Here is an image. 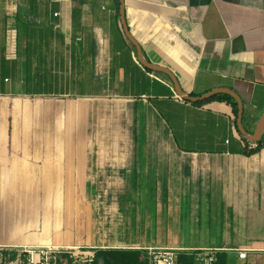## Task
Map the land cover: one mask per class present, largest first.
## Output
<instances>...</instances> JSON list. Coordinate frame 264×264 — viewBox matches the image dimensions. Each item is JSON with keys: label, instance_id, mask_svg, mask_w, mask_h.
I'll return each mask as SVG.
<instances>
[{"label": "crops", "instance_id": "crops-1", "mask_svg": "<svg viewBox=\"0 0 264 264\" xmlns=\"http://www.w3.org/2000/svg\"><path fill=\"white\" fill-rule=\"evenodd\" d=\"M120 6L0 0V251L215 249L264 264V149L241 154L257 143L231 104L179 99L144 67ZM125 15L146 61L193 97L235 91L256 133L264 0H125Z\"/></svg>", "mask_w": 264, "mask_h": 264}, {"label": "trees", "instance_id": "trees-1", "mask_svg": "<svg viewBox=\"0 0 264 264\" xmlns=\"http://www.w3.org/2000/svg\"><path fill=\"white\" fill-rule=\"evenodd\" d=\"M220 100L228 102L232 105L233 111L236 116V122L238 117V104L235 99L229 95H218L212 97L209 100L195 103L196 105H203L208 101ZM239 131V130H238ZM240 133V132H239ZM247 142L248 140L243 137ZM255 148L250 149L247 147L241 151V154L246 156H252L264 149V137L256 144ZM7 189H5L6 191ZM201 252H179L177 264H204L197 260L198 254ZM0 264H10L16 262L19 258L17 251H0ZM51 264H74L70 255L64 252H55L52 255ZM92 264H150L149 255L146 250H99L95 253ZM212 264H229V257L226 251L215 252V261Z\"/></svg>", "mask_w": 264, "mask_h": 264}, {"label": "water", "instance_id": "water-1", "mask_svg": "<svg viewBox=\"0 0 264 264\" xmlns=\"http://www.w3.org/2000/svg\"><path fill=\"white\" fill-rule=\"evenodd\" d=\"M120 3H121L120 13H121V19H122V23H123V26L125 29V33H126L127 37L135 44L137 51H138V55H139V61L141 62V64L144 67H146L150 70H159V71H163V72L167 73L172 79V82L175 86V91H176L177 95H179V97L185 101L197 103V102L209 100L212 97H214L216 95H220V94H225V95H229V96L233 97L238 104L237 127H238V130L240 131V133L247 140H249L252 143H258L263 139V137H264V113H263L262 118L258 124L256 133L253 136L250 135L247 132V130L244 128V125H243L244 103H243V100L239 96L238 93H236L235 91L230 90V89L222 88V89L212 90V91L202 95L201 97H193V96L189 95L188 93H186L182 90V88L179 85L177 78L174 76V74L171 71H169L165 67H160V66L154 65V64L146 61L144 56H143L141 47L139 46V44H137V42L135 41V39L133 38V36L131 35V33L127 27V21H126V15H125V0H120Z\"/></svg>", "mask_w": 264, "mask_h": 264}, {"label": "built area", "instance_id": "built-area-1", "mask_svg": "<svg viewBox=\"0 0 264 264\" xmlns=\"http://www.w3.org/2000/svg\"><path fill=\"white\" fill-rule=\"evenodd\" d=\"M181 99V98H179ZM62 252V251H60ZM70 255L71 259H73L74 264H81L82 259L79 256H76L75 253L71 251H63ZM149 255L150 264H177V259L179 255V251L172 250V249H147ZM215 252L217 251H210V252H201L198 254L197 260L204 264H212L215 261ZM55 253V250L46 249L40 251L38 258L32 256V258L27 260L25 264H51L52 263V255ZM91 258L87 260V264H92L94 255H90ZM239 257L241 259L247 258V252L241 251L239 253Z\"/></svg>", "mask_w": 264, "mask_h": 264}, {"label": "rangeland", "instance_id": "rangeland-1", "mask_svg": "<svg viewBox=\"0 0 264 264\" xmlns=\"http://www.w3.org/2000/svg\"><path fill=\"white\" fill-rule=\"evenodd\" d=\"M153 139V138H152ZM153 143H154V146H160L159 145V143L156 141V139H154V140H152V144L149 142V146H153ZM1 188V187H0ZM2 189V188H1ZM5 189H7V188H4V191H5ZM94 190V193H96V194H98V192H100L101 194L102 193H106V191H107V193L105 194L106 195V198H107V200L108 199H111V198H113V197H115L116 196V192H117V190L116 189H93ZM114 190H116V191H114ZM98 191V192H97ZM108 203V202H107ZM150 249H155V248H150ZM149 249V250H150ZM43 250H46V249H43ZM49 250V249H48ZM40 251H42V250H40ZM40 251H37V250H35V251H32L30 254L29 253H26V252H24L23 250H18V253H19V259H18V261L15 263V264H25V263H27V260L28 259H30V258H32V256L33 257H35L36 259L38 258V255L40 254ZM58 251H71L72 253H75L76 254V256H79V257H81V258H83L81 261H82V263L81 264H87L88 262H87V260L88 259H90L91 258V256L90 255H94L93 253H90V251L89 250H85V249H64V250H55V252H58ZM146 251H147V249H146ZM210 251H220V250H215V249H213V250H209V251H205V252H210ZM26 255V256H25ZM0 259H1V256H0Z\"/></svg>", "mask_w": 264, "mask_h": 264}]
</instances>
